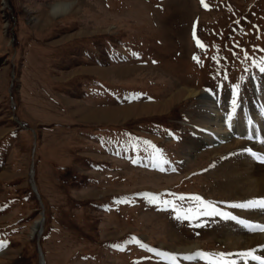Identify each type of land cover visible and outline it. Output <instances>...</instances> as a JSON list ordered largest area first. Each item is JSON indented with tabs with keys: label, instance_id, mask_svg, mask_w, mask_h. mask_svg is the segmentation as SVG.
<instances>
[{
	"label": "rangeland",
	"instance_id": "374dc122",
	"mask_svg": "<svg viewBox=\"0 0 264 264\" xmlns=\"http://www.w3.org/2000/svg\"><path fill=\"white\" fill-rule=\"evenodd\" d=\"M71 1L47 18L57 0H0V264H209L184 258L198 251L234 261L226 237L258 231L184 212L198 195L246 216L231 205L264 193L228 185L251 145H196L198 99L181 89L264 127V0ZM252 209L243 220L264 213Z\"/></svg>",
	"mask_w": 264,
	"mask_h": 264
},
{
	"label": "bare ground",
	"instance_id": "6f19581e",
	"mask_svg": "<svg viewBox=\"0 0 264 264\" xmlns=\"http://www.w3.org/2000/svg\"><path fill=\"white\" fill-rule=\"evenodd\" d=\"M70 2L72 5V8H71V10H72L74 7L75 1L70 0ZM46 17L52 18L53 16H51V15H49V13H47ZM182 91L187 92V94H186L187 97L191 96V97H196L198 99V103L196 104L194 112H192V114H190V117L192 118V121L195 124V125L194 124L193 125L195 126L196 132H197V133L194 132V133H196V138H197L196 142H195L196 145L214 147V146L219 145V143H221V142H226L229 139H233V138L235 139V141H233V144L239 145L240 143H242V141H240V140L244 139V137L245 138L246 137L251 138V136H253L256 133V130H257V133L254 136L255 137L258 136L261 139H264L263 133L260 130V129H262V125H263L262 121H255L252 118L253 120L251 119L250 122H247L248 120L246 121V125L239 124L236 121V117L234 116L236 113L233 115L227 114L225 112L224 104L222 103L223 107L222 106L219 107V104L221 102L219 100H217L215 98V96L212 95L211 93H207L204 91L188 90L185 88L181 89V92ZM181 92L177 93V95H180ZM123 108H128V107H123ZM123 108H119V109H123ZM116 110L117 109L103 110L106 112L103 114L111 115ZM241 114H242V112H241ZM251 117H252V115H251ZM243 141H246V139ZM255 144H256V142H254V141H252L250 143V145L252 146L251 149H254V148L257 149L258 148V146H255ZM240 146H242V145H239L238 147H240ZM229 148L230 147H228V149ZM236 148L237 147H235L234 149H236ZM237 150H239V148ZM257 154L260 155L261 157H264V155L261 153H257ZM254 155L256 156V154H254ZM236 165L237 166L229 172L230 174L231 173L234 174L235 178H234V180H229L228 187L230 185H232L236 189L237 185L233 184V182L234 183H235V181L240 182L242 179H246L249 181L248 187H250V189H251L250 192L252 195L264 193V164L256 163V162H253V161L247 159L246 157H243V159L238 158V162L236 161ZM261 198H264V197H261ZM242 211L246 215V216H243L244 218L245 217H251V214L255 213V209H252V210L242 209ZM261 211L264 212L263 210H261ZM238 213H236L235 215L237 217L236 220L239 222V225H240V223H241L240 221H242L244 218L242 217L241 213H239V214ZM243 221H245V220H243ZM251 221L252 222H249V221H246V222H249L251 224L264 225V213L263 214L259 213L258 215L254 216V220H251ZM242 224L244 225L245 228L250 230V228L247 226V224H245V223H242ZM39 225L40 224L37 222V223H35L34 227L35 228L39 227ZM247 229H244V230H247ZM226 231H229V229ZM239 232H241V231H239ZM226 235H227V233H226ZM226 238H227V240H225V241H228L229 244L235 249L234 257L236 259V262L241 263L242 261H245L246 264H252L253 260L251 259V257H241L239 255L240 253L247 252L248 250H252V249L255 250V252H254L255 255L264 257V232L259 233V231H258V233H252L250 235L249 234L248 235L247 234L242 235L239 233V235H236L233 237L227 236ZM197 247H198L197 244H191V245L179 247V250L185 251V252L186 251H193L194 249H197ZM241 249H243V251ZM244 249H246V250L244 251ZM40 264H42V262H40Z\"/></svg>",
	"mask_w": 264,
	"mask_h": 264
},
{
	"label": "snow or ice",
	"instance_id": "6c2138e0",
	"mask_svg": "<svg viewBox=\"0 0 264 264\" xmlns=\"http://www.w3.org/2000/svg\"><path fill=\"white\" fill-rule=\"evenodd\" d=\"M201 3H202V6H204L205 8L209 7V5L207 3H205V0H201ZM237 23H239V22L237 21ZM193 35H194V39H196L197 47H200L202 49H206L207 46L204 45L202 41H200L198 38L195 37V29H194ZM237 47H239L238 44H237ZM247 58H248V54H247V52H245V59H247ZM193 59L198 64L202 63V61L200 60V57L197 55H194ZM211 59H213V60L217 61V63H219V58L217 55L212 56ZM258 63L261 65L260 71L264 72V58H261V60ZM225 79H227L226 75H225ZM238 87H239L238 85L233 86L234 96L236 94V90H238ZM235 105H236V100L234 98L233 99V109H235ZM160 170L163 171L164 169L161 168ZM150 198H151V201L153 203H155L157 200V197L155 195H152ZM179 199L184 200L185 199L184 195H181L179 197ZM190 199L192 201H194V207L189 208L186 212H184V218H190V217H194L196 215H199V216H214L215 215V216H223L225 219H229V218L237 219V217L232 216L230 213L219 210L212 202L205 201L202 197H200L198 195H193ZM162 203H164L166 206L172 205L173 207H175V204L173 201H162ZM231 207L237 208V209L259 208L261 210H264V198L249 200V201L240 202V203H233L231 205ZM240 222L247 224V226L252 231L264 232V225L251 224V223L243 221V220ZM130 242L137 243L141 247L147 248L148 251H152V252L158 251L157 249L149 248L147 245L143 244L141 241H139L137 239H133ZM6 243H7L6 241H0V248L4 247L6 245ZM117 247H119V246H117ZM254 252H255V250L252 249V250H248L247 252L240 253L239 255L241 257H251L252 260L260 261V264H264V257L255 255ZM161 255H165V254L161 253ZM230 255H232V254L231 253H210V252L198 251V252L194 253L193 255L185 256L184 258L191 260V259H195V258L199 257L200 259L209 261V264H234L233 261H230L227 259V257ZM168 258L173 261V264H175L176 259H177V257L175 255L168 254Z\"/></svg>",
	"mask_w": 264,
	"mask_h": 264
},
{
	"label": "clouds",
	"instance_id": "9594fccd",
	"mask_svg": "<svg viewBox=\"0 0 264 264\" xmlns=\"http://www.w3.org/2000/svg\"><path fill=\"white\" fill-rule=\"evenodd\" d=\"M72 5L70 0H57L56 3L50 6L49 15L59 17L67 15L71 11Z\"/></svg>",
	"mask_w": 264,
	"mask_h": 264
}]
</instances>
